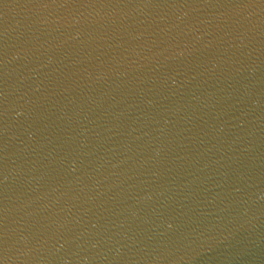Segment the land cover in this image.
Wrapping results in <instances>:
<instances>
[{
    "label": "water",
    "instance_id": "95a60500",
    "mask_svg": "<svg viewBox=\"0 0 264 264\" xmlns=\"http://www.w3.org/2000/svg\"><path fill=\"white\" fill-rule=\"evenodd\" d=\"M0 264H264V0H0Z\"/></svg>",
    "mask_w": 264,
    "mask_h": 264
}]
</instances>
